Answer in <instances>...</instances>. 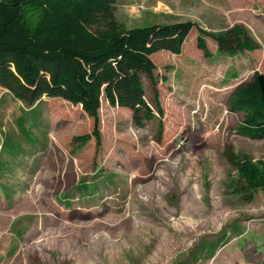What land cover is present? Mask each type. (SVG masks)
I'll list each match as a JSON object with an SVG mask.
<instances>
[{"label": "rangeland", "instance_id": "obj_1", "mask_svg": "<svg viewBox=\"0 0 264 264\" xmlns=\"http://www.w3.org/2000/svg\"><path fill=\"white\" fill-rule=\"evenodd\" d=\"M242 2L238 17L249 7L264 18V0ZM114 10L127 28L169 24L192 20L195 0H117ZM263 23L233 25L259 50L221 53L209 38L206 57L194 29L181 53L152 56L161 140L158 114L139 127L131 108L104 95L102 145L83 144L75 136L90 133L93 119L80 104L49 96L30 104L0 85V264H264V189L252 201L234 193L225 153L264 156V138L237 133L244 113L229 111L236 87L264 73ZM139 65L125 56L118 75ZM141 79L154 109L155 84Z\"/></svg>", "mask_w": 264, "mask_h": 264}, {"label": "trees", "instance_id": "obj_2", "mask_svg": "<svg viewBox=\"0 0 264 264\" xmlns=\"http://www.w3.org/2000/svg\"><path fill=\"white\" fill-rule=\"evenodd\" d=\"M117 0H0V85L30 104L43 96L62 97L78 103L93 119L92 131L75 140L87 143L95 138L102 145L100 108L105 95L111 104L129 107L133 121L144 127L158 122L157 140L164 131L153 55L160 50L181 53L194 27L199 31L197 46L211 56L206 37H212L221 53L255 51L260 45L235 25L219 33L203 29L193 20L127 28L115 17ZM13 54L31 56L28 65ZM130 56L141 65L121 78L123 59ZM25 66L29 82L16 72ZM7 71V74L3 76ZM145 72L155 84L154 109L145 98L141 79ZM255 71L253 79L239 84L229 98L231 113L243 112L237 133L252 139L264 138V95ZM210 129V128H208ZM226 157L236 170L231 180L234 193L252 201L254 192L264 189V156L253 159L226 148Z\"/></svg>", "mask_w": 264, "mask_h": 264}, {"label": "crops", "instance_id": "obj_3", "mask_svg": "<svg viewBox=\"0 0 264 264\" xmlns=\"http://www.w3.org/2000/svg\"><path fill=\"white\" fill-rule=\"evenodd\" d=\"M244 9L245 5L242 0H195V13L192 16V20L199 23L200 26L207 31H209L208 27L214 29H226L227 27L233 26L235 23L241 24L244 20L250 21L251 17L263 23L264 18L260 17V14L258 13L250 12L249 7L246 8L247 17H238L237 14L242 13ZM194 29H196L199 34L198 29L194 27L192 31ZM206 38L208 46L210 41L209 38H211V41L215 42L217 45V42L212 37L207 36ZM159 53L168 52L160 50L154 55ZM3 184H5V182H3Z\"/></svg>", "mask_w": 264, "mask_h": 264}, {"label": "water", "instance_id": "obj_4", "mask_svg": "<svg viewBox=\"0 0 264 264\" xmlns=\"http://www.w3.org/2000/svg\"><path fill=\"white\" fill-rule=\"evenodd\" d=\"M257 80L259 82L261 91H262V93L264 95V73L259 72V74L257 75Z\"/></svg>", "mask_w": 264, "mask_h": 264}]
</instances>
